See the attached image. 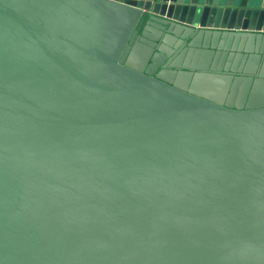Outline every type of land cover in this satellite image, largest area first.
Returning a JSON list of instances; mask_svg holds the SVG:
<instances>
[{
  "label": "water",
  "instance_id": "water-1",
  "mask_svg": "<svg viewBox=\"0 0 264 264\" xmlns=\"http://www.w3.org/2000/svg\"><path fill=\"white\" fill-rule=\"evenodd\" d=\"M0 264H264V0H0Z\"/></svg>",
  "mask_w": 264,
  "mask_h": 264
},
{
  "label": "crops",
  "instance_id": "crops-1",
  "mask_svg": "<svg viewBox=\"0 0 264 264\" xmlns=\"http://www.w3.org/2000/svg\"><path fill=\"white\" fill-rule=\"evenodd\" d=\"M187 59V62H190V60H191V58H186ZM185 59V60H186ZM211 60H212V56L211 57H209V58H207L206 60H205V62H207L208 64L211 62Z\"/></svg>",
  "mask_w": 264,
  "mask_h": 264
}]
</instances>
